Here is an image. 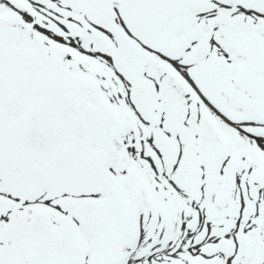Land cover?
<instances>
[{
    "label": "snow or ice",
    "instance_id": "1",
    "mask_svg": "<svg viewBox=\"0 0 264 264\" xmlns=\"http://www.w3.org/2000/svg\"><path fill=\"white\" fill-rule=\"evenodd\" d=\"M0 264H264V0H0Z\"/></svg>",
    "mask_w": 264,
    "mask_h": 264
}]
</instances>
